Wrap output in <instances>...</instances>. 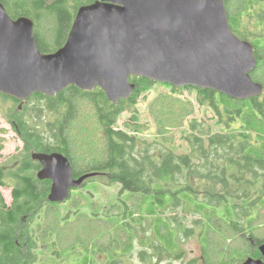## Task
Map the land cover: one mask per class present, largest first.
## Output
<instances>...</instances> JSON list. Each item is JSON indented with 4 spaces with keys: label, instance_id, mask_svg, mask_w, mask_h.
<instances>
[{
    "label": "trees",
    "instance_id": "1",
    "mask_svg": "<svg viewBox=\"0 0 264 264\" xmlns=\"http://www.w3.org/2000/svg\"><path fill=\"white\" fill-rule=\"evenodd\" d=\"M93 1L0 0L11 18L33 21L41 52L60 47L78 7ZM224 4L233 33L253 45L250 75L263 85L258 95L236 99L133 75L134 90L116 104L99 87L69 85L54 96L32 93L23 101L0 92L1 114L22 143L0 163V186L11 188L9 204L0 192V264H121L132 255L138 233L147 235L138 250L141 262L182 259V237L196 238L202 252L201 260L185 264L261 257L264 234L256 231L264 232V0ZM139 102L149 121L141 120ZM85 107L101 147L84 158L73 150L72 131ZM197 108L204 118L196 117ZM53 152L68 159L74 180L89 174L79 188L69 187L65 203L48 200L50 182L35 172L42 167L33 156ZM101 184L113 193L104 202L94 197ZM178 212L190 215V223ZM226 235L239 245L226 246Z\"/></svg>",
    "mask_w": 264,
    "mask_h": 264
},
{
    "label": "water",
    "instance_id": "2",
    "mask_svg": "<svg viewBox=\"0 0 264 264\" xmlns=\"http://www.w3.org/2000/svg\"><path fill=\"white\" fill-rule=\"evenodd\" d=\"M255 65L253 45L231 30L224 0H95L78 7L52 52L39 50L29 17L11 18L0 2V92L21 101L73 85L99 87L116 104L134 90L132 75L245 99L263 91L250 75ZM33 157L42 164L37 176L51 180L49 201H63L89 175L74 180L61 153ZM258 250L261 257L240 264H264V243Z\"/></svg>",
    "mask_w": 264,
    "mask_h": 264
},
{
    "label": "rangeland",
    "instance_id": "3",
    "mask_svg": "<svg viewBox=\"0 0 264 264\" xmlns=\"http://www.w3.org/2000/svg\"><path fill=\"white\" fill-rule=\"evenodd\" d=\"M34 29H35V25H34ZM157 90L159 89H156V91ZM152 96H153L152 93H149V95L147 96L148 100ZM137 107L139 108V115H140L141 120L149 121L147 110H145L146 109L145 103L139 102ZM82 111L83 112L82 114H80V117L77 120L76 124L73 125L72 134L74 138L77 137V139L75 140V144L73 145L74 146L73 150L75 151L77 156L85 158L93 154L95 155L98 154L99 153L98 151L100 150V147H101V143L99 140V129L96 126L92 115L90 114V110L85 107ZM195 115L198 118H204L205 116L203 110L198 109V108H197V113ZM124 116H126L125 113H124ZM122 118L123 117H120L119 123H121ZM89 124H90V128H89ZM87 142H90V146L86 145ZM180 142L181 141L179 140L178 143ZM0 145H2L0 147V163H3L5 160L9 159L10 156L17 153L18 149L22 145L20 138L17 136V134L11 127L10 123L3 117V115L1 114V111H0ZM100 186L101 187H99L98 192L96 191V194L94 197H98V199L100 200L99 202H104L108 200L113 193L111 192L112 189H110L109 186L104 185V184H101ZM103 188H107L109 192H106L105 190L103 191ZM94 190L95 189L92 187L91 191H94ZM0 192L5 202L9 204L11 201V188L9 186H0ZM74 192L75 191H73V193ZM64 201H66V199ZM64 201L63 203H65ZM61 206L65 207L66 204H61ZM178 213L181 216V212H178ZM183 215L180 218L181 219L184 218L185 224L187 225L188 223H190L191 216L187 215L186 213H184ZM186 215H187V219H185ZM71 226L72 228L76 229L77 225L72 224ZM145 232H147V230ZM256 233L258 235L264 234V232L261 230L256 231ZM145 236L147 235L142 236V234L138 233V239L134 240V245H133L134 248H133L132 255L127 258L124 257L125 259L123 260L121 264H185V262H187L191 258H198L199 260L202 259V252H201L197 239L194 237H189V238L182 237V242L180 241L181 250L183 251L182 259L175 260V259L169 258L168 260L163 259L161 261H157V259L152 258L149 262H141L140 259L138 258V250L144 249L145 245L142 242V239ZM226 239L227 240L223 242L226 246L236 247L239 245L238 243L239 240L236 238H232V237L230 238V236L226 235ZM217 240H221L222 242V239L220 237H218ZM216 247H219V246H216ZM221 254L222 255H219V258H222V256H224L223 252ZM99 259H100V256L98 257V260ZM96 263L100 264V260L97 261Z\"/></svg>",
    "mask_w": 264,
    "mask_h": 264
},
{
    "label": "flooded vegetation",
    "instance_id": "4",
    "mask_svg": "<svg viewBox=\"0 0 264 264\" xmlns=\"http://www.w3.org/2000/svg\"><path fill=\"white\" fill-rule=\"evenodd\" d=\"M22 146V145H21ZM40 167H42V164L40 163ZM40 169V168H39ZM38 169V170H39ZM38 170H36L35 172H36V175L38 174ZM74 179V178H73ZM43 180H49V182H50V187H51V180L50 179H43ZM84 180V179H83ZM83 180L81 181V183L79 184V185H76V186H73V187H77V188H79V186H81L82 185V182H83ZM70 188H71V186H70ZM71 189H69V191H70Z\"/></svg>",
    "mask_w": 264,
    "mask_h": 264
},
{
    "label": "bare ground",
    "instance_id": "5",
    "mask_svg": "<svg viewBox=\"0 0 264 264\" xmlns=\"http://www.w3.org/2000/svg\"><path fill=\"white\" fill-rule=\"evenodd\" d=\"M72 167V166H71ZM41 170V169H40ZM47 179V178H46Z\"/></svg>",
    "mask_w": 264,
    "mask_h": 264
}]
</instances>
